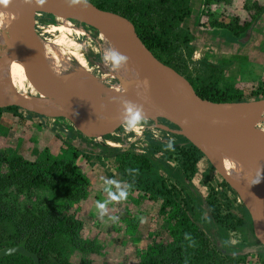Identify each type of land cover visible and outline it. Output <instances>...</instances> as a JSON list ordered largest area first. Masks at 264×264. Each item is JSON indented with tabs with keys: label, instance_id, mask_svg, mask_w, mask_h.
Listing matches in <instances>:
<instances>
[{
	"label": "rangeland",
	"instance_id": "rangeland-1",
	"mask_svg": "<svg viewBox=\"0 0 264 264\" xmlns=\"http://www.w3.org/2000/svg\"><path fill=\"white\" fill-rule=\"evenodd\" d=\"M181 1L183 6L190 7V16L165 36L172 53L159 50L156 53H161L165 60L180 56L188 68L186 72L193 78L207 81L216 76L221 90L230 89L229 93L239 95L240 100L255 99L254 94L264 80V10L244 42L229 36L227 27L250 21L258 7L264 6V0ZM34 19V28L43 39L61 35L49 30L59 24L54 16L41 13ZM70 37L79 45L78 55L88 63L89 72L80 68L76 58L72 59V67L84 74L78 78L79 90L93 84L110 88L115 80L111 77V66L102 60L105 49L99 35L88 28L87 34L73 33ZM26 89L30 94L28 85ZM257 119L264 125V114ZM170 139L174 141L172 149L167 147ZM190 146L184 136L163 120H147L139 133L126 132L120 124L112 133L91 137L75 129L63 116H46L21 107H0V153L6 160L21 158L35 162L45 156L71 160L86 183L85 197L72 202L67 210L71 220L79 225L74 236L85 249L74 245L70 233L58 234L54 241L62 254L50 252L48 264H149L160 246L175 239L172 230L178 206L167 201L173 196L195 224L210 231L212 244L221 254H238L245 259L240 264H261L264 247L254 235L250 215L207 158L195 154L191 160L193 172L188 175L184 171L183 151L191 152ZM110 148L148 157L152 167L143 172L140 184L131 179L129 172L139 162L132 157L120 165V155L114 156ZM6 170L7 163H3L1 172ZM109 180L118 182L119 187L105 182ZM124 187L128 190L126 199H109V193L118 194ZM3 192L1 201L13 205L16 216L25 208L40 214L43 207L64 201V196L45 186L17 192L13 184ZM212 198L222 217L231 213L242 222L230 220L233 225L227 227L211 220L208 201ZM97 202H106L103 215L96 207ZM14 231L10 220L0 221V238L5 240Z\"/></svg>",
	"mask_w": 264,
	"mask_h": 264
},
{
	"label": "trees",
	"instance_id": "trees-1",
	"mask_svg": "<svg viewBox=\"0 0 264 264\" xmlns=\"http://www.w3.org/2000/svg\"><path fill=\"white\" fill-rule=\"evenodd\" d=\"M90 1L101 9L119 13L130 19L145 45L162 62L184 75L200 97L215 102L242 101L239 99V95L230 94V89L221 90L218 84V77L210 76L207 81L201 78H193L186 72L188 68L184 66V60L180 56H177L176 59L170 56L169 59L165 60L161 57V53H156L157 50L172 53L169 48L170 44L167 42L165 36L170 30L175 28L177 23L182 22L186 17L190 16V7L183 6L181 0ZM263 10L264 6H259L250 21L245 22L243 25L227 27L230 30L229 36L238 38L248 34ZM45 15L53 17L51 14ZM213 24H217L223 29L225 28L220 23L213 22ZM259 95L264 97V80L260 84L258 91L255 92L254 98H260L258 97ZM12 108H17V106L5 107V109ZM171 127L174 128L173 126ZM190 147L191 152L186 153L183 151L184 171L188 175L193 172L192 157L195 154H202L192 144ZM121 151L123 150L117 148L109 149V152L113 153L114 156L120 155V165H123L127 161V158L132 157L135 162H139L138 165L132 166L129 172L131 179L133 178L136 183L140 184L144 175L143 172H148L152 167V163L146 156H134L129 152ZM3 163H7V170L2 173L1 167ZM222 181L231 190L223 179ZM13 184H15L17 192H22L24 189L31 190L40 186L49 187L56 193L64 196V201L62 204L56 203L55 205L43 207L40 214H35L29 208H25L16 216L14 210H12L13 205L10 206V204L4 203L0 199V221L2 219L10 220L15 229L13 234L7 236V239L0 238V247L3 246L2 244L10 246L25 242L28 250L37 253L40 264H48L47 257L52 251L60 255L62 254V250L55 246L54 238L58 234L70 233L74 238V245L80 250L85 249V247L80 246V241L74 236L75 229L79 225L76 220H71L72 217L67 211L72 202H76L86 195L85 180L73 161L56 160L50 156L39 158L35 162H28L21 158L6 160L5 155L0 153V198L5 194L3 192L4 189ZM167 201L170 204L178 206L174 214L175 223L172 230L175 234V239L170 244L160 246L158 251L151 256L149 264L244 263L245 259L238 254H221L212 244L210 231L195 224L191 220L187 210L183 206H179L174 196L170 197ZM214 201V198L208 201L210 215L213 216V218H210L211 220L214 219L216 222L224 224L227 227L233 225V220L242 222L241 218L233 216L231 213L224 214V217H222L219 210L215 207ZM245 211L247 212L246 209ZM0 264H33V261L29 257L15 253L1 257ZM261 264H264V260Z\"/></svg>",
	"mask_w": 264,
	"mask_h": 264
},
{
	"label": "water",
	"instance_id": "water-1",
	"mask_svg": "<svg viewBox=\"0 0 264 264\" xmlns=\"http://www.w3.org/2000/svg\"><path fill=\"white\" fill-rule=\"evenodd\" d=\"M20 9L65 16L96 30L110 48H115L128 58L135 59L138 63L133 71L136 78L139 83L147 78L149 86L143 87L146 93L143 99L132 90L117 92L115 98L110 99L113 91L102 85L101 87L94 84L87 85L80 91L58 96L55 90L41 89L33 85L32 81L38 94H25L23 97L9 100L0 97V107L25 108L38 103L54 106L76 105L90 97H94L103 106L118 109L121 108L120 98H133L143 106L151 105L153 111L145 112L147 120L167 122L200 150L241 200L252 224L264 228V199L244 181L242 174L231 160L234 155L263 146L264 127L250 128L243 125L237 122L232 112L224 106L225 101L215 102L200 97L184 75L155 56L140 38L133 22L119 13L101 9L90 0L87 7L82 0L81 3L74 5H70L67 0H45L43 5L37 4L36 0H32L31 3H25L24 0H10L7 7L0 5V15ZM248 36L247 34L241 38V42H244ZM27 58L34 71L42 73L43 77L51 78L44 65L29 55ZM198 112L210 115L208 123L217 136L201 131L192 123L191 115ZM15 253L31 258L33 264H40L37 253L28 250L25 242L0 248V258Z\"/></svg>",
	"mask_w": 264,
	"mask_h": 264
},
{
	"label": "bare ground",
	"instance_id": "bare-ground-1",
	"mask_svg": "<svg viewBox=\"0 0 264 264\" xmlns=\"http://www.w3.org/2000/svg\"><path fill=\"white\" fill-rule=\"evenodd\" d=\"M35 15L40 16L41 13L32 9H20L0 15V97L3 100L28 94L26 85L30 88V94H37L33 85L41 89L55 90L58 96L80 91L78 78L84 74L72 67L73 58H76L81 69L89 72L86 59L78 55L79 45L70 36L73 33L87 34V29L90 27L65 16L53 15L59 20V24L52 26L49 30L59 31L61 35L55 39H43L34 28ZM90 30L99 35L105 50L110 48L99 32L92 28ZM28 55L44 65L51 78L43 77L42 73L34 71L28 61ZM137 66L135 59L129 58L127 64L119 71L111 69V77L115 81L109 88L113 91L110 99L115 98L117 92L126 90H132L140 98H145V90L142 85L138 86L140 83L133 72ZM128 100L136 102L133 98ZM224 106L232 112L237 122L250 128L264 127L257 119V116L264 114V97L225 101ZM143 107L145 112L153 111L151 105L146 104ZM25 108L46 116H63L75 129L91 137L112 133L122 124L120 109L103 106L94 97L87 98L76 105L54 106L38 103ZM209 118L210 115L203 112L194 113L190 117L198 129L217 136L208 123ZM231 160L242 174L244 181L264 199V145L234 155ZM258 168L261 170L260 174L257 173ZM258 180L259 182L256 183ZM253 232L259 242L264 245V228L253 225Z\"/></svg>",
	"mask_w": 264,
	"mask_h": 264
},
{
	"label": "clouds",
	"instance_id": "clouds-1",
	"mask_svg": "<svg viewBox=\"0 0 264 264\" xmlns=\"http://www.w3.org/2000/svg\"><path fill=\"white\" fill-rule=\"evenodd\" d=\"M10 0H0V5L7 7ZM25 3H31L32 0H24ZM70 5H74L77 3H81V0H67ZM85 7H87L88 0H82ZM36 3L39 5H43L45 0H36ZM128 57L122 53H120L115 48H109L104 51L102 56V60L111 66V69L114 71H119L122 67H124L128 62ZM142 85L144 88L149 86V81L145 78L140 82L138 86ZM120 121L124 126L126 132H136L139 133L144 124L147 123V115L145 114V110L142 104L133 102L128 99L120 98ZM174 144L173 140H169L167 147L172 149ZM260 169H257V173L260 174ZM106 183H116L117 187H119V183L116 181H105ZM256 181V183H258ZM128 195V190L126 187L120 188L118 194L109 193L110 200H123L126 199ZM106 202H97V209L100 214L103 215L106 211Z\"/></svg>",
	"mask_w": 264,
	"mask_h": 264
},
{
	"label": "crops",
	"instance_id": "crops-1",
	"mask_svg": "<svg viewBox=\"0 0 264 264\" xmlns=\"http://www.w3.org/2000/svg\"><path fill=\"white\" fill-rule=\"evenodd\" d=\"M251 30H252V29H251ZM246 35H247V34H246ZM248 35H249V33H248ZM241 38H244V36H242ZM241 38H240V39H241ZM248 38H249V37H247V39H248ZM247 39H246V40H247ZM246 40H245V41H246Z\"/></svg>",
	"mask_w": 264,
	"mask_h": 264
},
{
	"label": "flooded vegetation",
	"instance_id": "flooded-vegetation-1",
	"mask_svg": "<svg viewBox=\"0 0 264 264\" xmlns=\"http://www.w3.org/2000/svg\"><path fill=\"white\" fill-rule=\"evenodd\" d=\"M239 38H241V37H239ZM239 38H238V39H239ZM235 42H236V40H235Z\"/></svg>",
	"mask_w": 264,
	"mask_h": 264
}]
</instances>
